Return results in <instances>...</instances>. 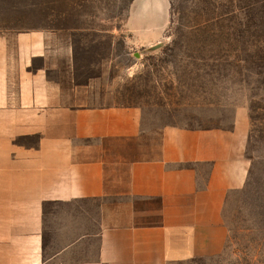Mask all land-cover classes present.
<instances>
[{
  "label": "crops",
  "instance_id": "1",
  "mask_svg": "<svg viewBox=\"0 0 264 264\" xmlns=\"http://www.w3.org/2000/svg\"><path fill=\"white\" fill-rule=\"evenodd\" d=\"M101 103L76 80L70 31L0 30V264L220 252L227 197L248 173L242 123L150 131L137 107Z\"/></svg>",
  "mask_w": 264,
  "mask_h": 264
},
{
  "label": "rangeland",
  "instance_id": "2",
  "mask_svg": "<svg viewBox=\"0 0 264 264\" xmlns=\"http://www.w3.org/2000/svg\"><path fill=\"white\" fill-rule=\"evenodd\" d=\"M34 28L70 31L76 80L137 107L145 130L242 123L225 246L183 264H264V0H0V30Z\"/></svg>",
  "mask_w": 264,
  "mask_h": 264
}]
</instances>
